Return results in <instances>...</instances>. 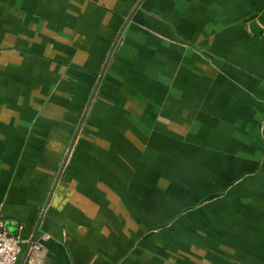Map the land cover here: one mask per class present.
<instances>
[{"label": "crops", "instance_id": "crops-1", "mask_svg": "<svg viewBox=\"0 0 264 264\" xmlns=\"http://www.w3.org/2000/svg\"><path fill=\"white\" fill-rule=\"evenodd\" d=\"M0 213L20 264H264V0H0Z\"/></svg>", "mask_w": 264, "mask_h": 264}, {"label": "rangeland", "instance_id": "rangeland-1", "mask_svg": "<svg viewBox=\"0 0 264 264\" xmlns=\"http://www.w3.org/2000/svg\"><path fill=\"white\" fill-rule=\"evenodd\" d=\"M71 35L72 36L69 35L70 37H66L64 34H61V33H58V36L56 34L57 47H58L59 44H61L62 47L55 49L56 50V53H54L53 59L55 61L64 62V65L67 66V67L70 64H66L65 61H75L76 64H74V65L76 67H81L82 65L79 64V62L82 60V57L83 56H86L87 51L91 50V49L88 48L90 44L88 42H86V39H88V37H85V39L79 40L78 42H75V40L77 38H80V36L82 34H80V33H73ZM80 39H82V38H80ZM71 40H72V44L70 42ZM117 40H118V38L116 40L111 39L112 42L109 41L107 44H105L104 50H106V53H105V56H104V53L103 54L101 53L99 60L102 61V63L100 65V67L96 70V73L98 71L101 72L103 68H104L103 69L104 70L103 73H105L107 71V69H108V67L110 65V60H111V58L113 56L112 53L115 52L114 49H115V44L117 43ZM65 49H67V50H65ZM64 50H65V53H64ZM42 51H48V50H42ZM108 55H109V57H108ZM106 56H107V58H106ZM104 61L105 62L107 61L106 64L104 63ZM62 67H64V66H62ZM95 78L96 77H93V79L90 80L89 85L87 87H85V90H83L81 92L80 96H79V99H78V108L75 109V112H74L75 114H74L73 121H72L73 122V130L74 131H75L76 127L79 124H80V126L82 125V123L86 120V117L88 116L89 107H90L92 101L95 98V95H94V97H92V94L95 92V91H93L94 86H95L94 83L96 81ZM56 82L58 84V81H56ZM78 131H80V130H78ZM69 146L70 145L65 144V145L62 146V149H60L61 151H60L59 163H60V160L65 155V151H66V149L69 148ZM168 198H169V200H172V199H175L176 200V193L170 191L169 194H168Z\"/></svg>", "mask_w": 264, "mask_h": 264}, {"label": "built area", "instance_id": "built-area-1", "mask_svg": "<svg viewBox=\"0 0 264 264\" xmlns=\"http://www.w3.org/2000/svg\"><path fill=\"white\" fill-rule=\"evenodd\" d=\"M24 247H27L24 255L27 260L41 248L33 238L23 237L20 233L10 234L0 213V264H16L25 250Z\"/></svg>", "mask_w": 264, "mask_h": 264}, {"label": "water", "instance_id": "water-1", "mask_svg": "<svg viewBox=\"0 0 264 264\" xmlns=\"http://www.w3.org/2000/svg\"><path fill=\"white\" fill-rule=\"evenodd\" d=\"M70 148H71V145L69 146L68 152H69ZM64 162H65V158H64L63 161H62V164H61V166H60V169H59L58 175L60 174V171H61V169H62V167H63V165H64ZM32 238H33V235L31 236V239H32ZM26 249H27V247L25 248V250L23 251V253H22L21 257H20L19 264L22 262V260H23V258H24V255H25V253H26Z\"/></svg>", "mask_w": 264, "mask_h": 264}]
</instances>
